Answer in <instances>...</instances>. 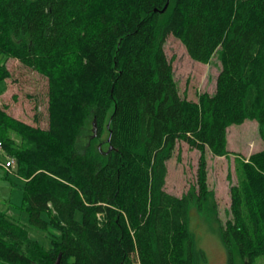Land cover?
<instances>
[{"label": "trees", "instance_id": "obj_1", "mask_svg": "<svg viewBox=\"0 0 264 264\" xmlns=\"http://www.w3.org/2000/svg\"><path fill=\"white\" fill-rule=\"evenodd\" d=\"M170 36L194 61L219 55L213 94L181 96ZM0 54L48 80V128L4 106L0 143L16 160L20 208L50 233L47 249L0 211V264H200L191 204L217 216L206 151L231 154L228 129L247 120L264 137V0H0ZM11 76L0 64V83ZM179 142L201 153L183 197L165 190ZM235 165L218 232L230 264L236 253L253 264L264 256V150Z\"/></svg>", "mask_w": 264, "mask_h": 264}, {"label": "rangeland", "instance_id": "obj_2", "mask_svg": "<svg viewBox=\"0 0 264 264\" xmlns=\"http://www.w3.org/2000/svg\"><path fill=\"white\" fill-rule=\"evenodd\" d=\"M34 1V0H30ZM165 52L172 62L174 75L182 97L197 101L202 93L213 94L217 77L221 70L219 55L211 63L194 61L180 40L170 36L165 44ZM6 63L11 78L0 83V108L7 106V113L32 126L47 129L48 80L37 72L25 67L20 61L7 59L0 54V64ZM91 132L83 135L79 148H83ZM108 139V131L103 140ZM107 146L104 144V148ZM228 149L231 154L217 157L206 151L208 184L215 193L217 216L200 213L196 203L191 204V231L195 235L198 247L204 252L200 264H230L229 253L223 246L219 226L230 219V187L238 182L236 175V157L248 158L264 150V137L255 120H247L242 125H233L228 129ZM201 153L191 149L185 142H179L173 157L167 162L168 176L165 190L177 197L187 195L197 185V175ZM0 162L4 157L0 156ZM4 163V161H3ZM9 175V178L7 177ZM19 179L12 171L0 165V211L26 227L31 239L50 248V233L41 231L30 224L29 214L20 208L23 190L16 183ZM232 264H245L238 253L233 255ZM253 264H264V256Z\"/></svg>", "mask_w": 264, "mask_h": 264}, {"label": "built area", "instance_id": "obj_3", "mask_svg": "<svg viewBox=\"0 0 264 264\" xmlns=\"http://www.w3.org/2000/svg\"><path fill=\"white\" fill-rule=\"evenodd\" d=\"M0 156L5 158V160H2V162H0V165H3L8 171H11L16 165V160H15V158L10 157V156L5 154L3 146L1 143H0ZM3 161H4V163H3Z\"/></svg>", "mask_w": 264, "mask_h": 264}, {"label": "water", "instance_id": "obj_4", "mask_svg": "<svg viewBox=\"0 0 264 264\" xmlns=\"http://www.w3.org/2000/svg\"><path fill=\"white\" fill-rule=\"evenodd\" d=\"M167 7H168V5L165 7V9L163 10V12L166 11ZM95 135H96V133H95ZM57 264H59V261L57 262Z\"/></svg>", "mask_w": 264, "mask_h": 264}, {"label": "flooded vegetation", "instance_id": "obj_5", "mask_svg": "<svg viewBox=\"0 0 264 264\" xmlns=\"http://www.w3.org/2000/svg\"><path fill=\"white\" fill-rule=\"evenodd\" d=\"M247 264V263H246Z\"/></svg>", "mask_w": 264, "mask_h": 264}]
</instances>
